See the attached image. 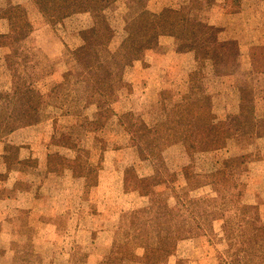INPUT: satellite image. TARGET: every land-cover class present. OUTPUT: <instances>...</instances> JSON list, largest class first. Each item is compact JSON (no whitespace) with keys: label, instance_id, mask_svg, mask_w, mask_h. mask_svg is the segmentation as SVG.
Wrapping results in <instances>:
<instances>
[{"label":"rangeland","instance_id":"obj_1","mask_svg":"<svg viewBox=\"0 0 264 264\" xmlns=\"http://www.w3.org/2000/svg\"><path fill=\"white\" fill-rule=\"evenodd\" d=\"M92 1L112 49L127 37L128 17L151 25L167 7L210 28L159 35L136 58L114 60L103 44L84 41L89 13L58 21L34 0H0V36L14 32L16 5L32 26L17 45L0 39V185L47 182L44 193L60 199L45 238L28 210L7 224L22 233L0 240V259L6 250L14 251L9 264H264V0ZM96 59L121 74L113 100L85 71ZM189 95L195 114L224 123L230 136L221 128L212 144L201 130L143 159L130 120L156 126L186 112L178 104ZM47 155L57 171L47 172ZM225 162L232 178L212 182Z\"/></svg>","mask_w":264,"mask_h":264},{"label":"trees","instance_id":"obj_2","mask_svg":"<svg viewBox=\"0 0 264 264\" xmlns=\"http://www.w3.org/2000/svg\"><path fill=\"white\" fill-rule=\"evenodd\" d=\"M34 1L39 6L44 16L52 20L59 21L76 13H89L94 18V25L91 28L83 30L82 36L84 41L89 45L103 44L114 60H131L136 58L142 50L150 48L152 41L159 35L169 34L178 37H187V35L195 36L197 31H200L204 36L210 28L208 25L200 21L190 20L179 9L167 7L157 16L151 25L144 24L133 16L128 17L126 19L127 37L117 49H112L110 47L112 38L107 35L98 19L102 7L95 4L92 0ZM9 21L14 28V32L0 36V39L4 41L3 46L5 47L17 45L21 40L28 37L32 30L26 10L21 5L14 6L9 15ZM211 40L212 37H210V41ZM200 41L202 42L199 44L203 47V39H199V42ZM19 48L20 47L18 46L17 49L14 48L13 51L14 54H18L17 56H20L21 54ZM12 58L11 55H8V60L11 61ZM84 68L93 78L91 82H96L98 85V92L106 98V102L115 99L116 93L119 90L118 83L122 81L121 74L112 73L101 59L90 60L84 65ZM14 76L17 78L16 83H18V85L22 84L20 73L14 74ZM186 98V102L178 104V106L188 107L186 112L180 110L178 114L173 115L168 120L158 123L156 126H150L141 116H135L133 120H130V132L134 135L132 140L143 159L148 158L147 150L155 152L162 146L170 145L181 140L192 139L194 137L193 135L201 130H207L205 132L215 136L210 140V143L212 144L218 142L216 135L221 133V128H223L227 136H230L228 128L225 127L224 123L218 127L212 121L204 119L200 114L196 115L195 109L198 107V104L191 100V95ZM32 111L38 113L36 107L34 110H25L23 113H28L29 115ZM243 133L242 125L240 124L238 137L243 135ZM205 142L206 144L209 143L207 140H205ZM192 145H195V142L192 141ZM51 163L52 159L50 158V155H48L47 172L57 171L55 168H51ZM226 163L227 162L224 163V168L221 167L209 175L212 182H222L232 178L230 175L233 174L226 170ZM80 176L83 175L80 174ZM248 225H252L255 230L259 228L255 226V222H249L246 226ZM189 233L190 234L188 235H191V229L189 230ZM178 236L180 235L178 234ZM246 241L247 240H244V243Z\"/></svg>","mask_w":264,"mask_h":264},{"label":"crops","instance_id":"obj_3","mask_svg":"<svg viewBox=\"0 0 264 264\" xmlns=\"http://www.w3.org/2000/svg\"><path fill=\"white\" fill-rule=\"evenodd\" d=\"M161 59L163 62L160 63V66L163 65L164 62H166L165 59H163V56L160 55V60ZM160 66H158V68H160ZM148 69H150L149 73L152 75V77L155 76L156 79L159 78L163 80L164 75H161L160 69L156 70V68H154L153 66L148 67ZM156 72H158V75H156ZM47 184H48L47 182H44V183L42 182L39 185H34L32 188H29V189L19 187L16 185V183L15 185L8 183V185L11 186V188H8V189L1 188L2 184L0 185V240L1 239L8 240L11 238L14 239L18 237L17 233H22L20 232L21 230H17V229L15 230L12 229L10 231V229L7 228V224L9 226V225H12L13 222H15L16 220L18 221L21 220L20 214L21 212H23V210L29 211V213L31 214L30 221L34 222L38 229L42 227V229L44 230L42 232H39V234L44 238L46 237V235L44 236V234H47V229H48L47 227L51 226V224L54 221L52 218L53 216L50 215L51 211L53 210L51 209L52 208L51 205H56L57 202H60L59 196L57 195L54 196V194H51L50 196H48L46 195V192L44 193L45 191L44 187ZM5 185L7 186V184L5 183L4 186L2 187H6ZM51 186L52 184H50L49 187ZM5 189L9 193L6 195H2V192ZM38 196L43 197L44 199L42 200L38 198ZM37 210H40V211L37 212ZM3 248L5 249V246H3ZM13 255H14V251L6 252V250H3L2 251L3 257L0 259V264L1 263H5V264L11 263ZM9 257H10V261H8Z\"/></svg>","mask_w":264,"mask_h":264}]
</instances>
